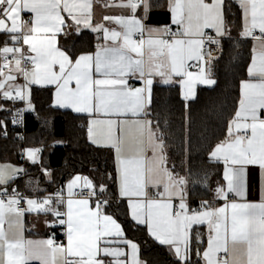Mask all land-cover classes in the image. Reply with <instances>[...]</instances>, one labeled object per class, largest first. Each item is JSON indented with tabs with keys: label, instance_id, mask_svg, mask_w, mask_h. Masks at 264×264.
Wrapping results in <instances>:
<instances>
[{
	"label": "snow or ice",
	"instance_id": "obj_1",
	"mask_svg": "<svg viewBox=\"0 0 264 264\" xmlns=\"http://www.w3.org/2000/svg\"><path fill=\"white\" fill-rule=\"evenodd\" d=\"M98 2L0 0V34L6 37L0 45V101L25 104L14 111L0 104V112L10 113L13 126H22L26 114L36 113L32 86H54L53 107L89 118V142L113 151L114 182L131 221L164 246L175 264H264V0H166L169 22L153 16L160 7L154 0H114L105 6L120 7L128 15L103 20L119 30L94 21ZM233 4L241 12V37L255 42L250 79L241 82L238 110L225 139L210 152V159L223 164L224 183L215 188V196L224 204L212 207L201 201L193 209L189 181L169 167L159 121L154 127L149 118L152 87L156 77L163 85L178 83L187 101L194 98L196 85L216 84L209 49L217 45L219 50L222 39L230 36L227 14ZM23 13H30V19ZM84 30L95 34L94 53L74 57L58 46L60 35ZM193 61L196 73L189 70ZM20 79L23 84L17 83ZM0 133L8 135L5 119H0ZM57 146L58 141L51 145ZM41 151L27 149L24 155L50 181ZM27 175L24 168L0 166V264H146L138 244L108 213L106 186L77 175L67 184L66 197L63 190L42 198H26L16 187L9 191ZM253 179L259 202L247 199ZM199 183L206 184V177ZM76 188L81 191L74 192ZM32 213L53 229L48 239H25L23 218ZM196 226L207 227L206 250L199 247ZM56 229L66 244L57 241Z\"/></svg>",
	"mask_w": 264,
	"mask_h": 264
},
{
	"label": "trees",
	"instance_id": "obj_2",
	"mask_svg": "<svg viewBox=\"0 0 264 264\" xmlns=\"http://www.w3.org/2000/svg\"><path fill=\"white\" fill-rule=\"evenodd\" d=\"M61 47L78 56L95 50V34L83 31L69 38H61ZM222 42V55L211 66L216 84L211 88H200L194 100L182 98L177 84L155 85L151 99L153 126L159 121V130L165 137L169 167L187 163L188 173L195 174L209 164V154L216 144L225 139L230 122L234 119L240 100V83L246 78L250 59L249 46L243 42ZM53 89L32 90L31 100L36 113L25 116L22 127H14L10 113L0 112V119L7 122L9 135L0 133V162L21 160L22 149L41 148L43 165L52 172L51 181L43 179L50 192L60 190L66 181L75 175H85L96 185L103 184L108 189L113 214L122 223L126 236L138 244L140 259L146 264H175L165 247L155 243L144 227H137L130 219L124 203L117 201V184L114 182L116 168L112 150L98 148L89 142L87 135L88 119L85 116L61 111L52 107ZM8 109L25 106L24 102L14 104L4 101ZM38 114V115H37ZM17 133L23 139L17 138ZM61 146L52 148L54 142ZM28 175L40 174V166L24 161ZM221 176L211 177V191L221 183ZM9 188V191H11ZM201 250L205 239L200 234ZM196 243H193L195 251ZM193 260H196L193 255ZM203 264V261H200Z\"/></svg>",
	"mask_w": 264,
	"mask_h": 264
},
{
	"label": "crops",
	"instance_id": "obj_3",
	"mask_svg": "<svg viewBox=\"0 0 264 264\" xmlns=\"http://www.w3.org/2000/svg\"><path fill=\"white\" fill-rule=\"evenodd\" d=\"M113 2H114V0H99L98 3H94V5H93V17H94V21L106 23L109 27H114V28H117V30H119L117 25L111 24V23L103 20V18L105 16L119 17L121 15H125V16L128 15L127 11L125 9L120 8V7H117V6L106 7L105 6L106 4L111 5V4H113ZM116 2H118V0H116ZM154 2L158 3L160 5V7H158L153 12V16L156 17L157 19H163L165 22H169L168 21L169 13L166 10V8H167L166 0H154ZM226 2H227V0H226ZM63 15L66 16V14H63ZM22 16H23L24 19H30L31 14L30 13H23ZM227 18L231 21V29H230L231 34H230V36H225L222 39V41H224L226 43H230L232 41H235L236 43L238 41H243L249 46L250 59H249V62L247 64V68H246L247 76H246L245 79L242 80V81H248L250 78L248 76V71L247 70H248V67H249L250 62H251L252 49H253V45L255 44V42L252 41L251 39H245V38L241 37V35H240V33H241V12H240V9L238 8V6H236L235 4L232 5L231 12L227 14ZM155 22L156 21H149V23H155ZM172 27L175 28L174 25ZM84 31H88V30H84ZM88 32H90V31H88ZM73 34H76V33L72 32V34H70L68 36L60 35L58 37V46L61 47V42L60 41H61L62 37L69 38ZM5 39H6V37L4 35L0 34V45L3 44V41ZM96 45H97V42H96ZM9 46H12L11 42H9ZM24 47L27 48V45H25ZM95 51H96V47H95L94 51H92V52H84V53H94ZM84 53H81V54H84ZM147 55H148L147 51H145V59H147ZM194 63H195V61L190 62V64H192L193 66L190 67L189 70L192 71L193 73H196V72H198V69L194 66ZM213 78H214V75H213ZM17 83L23 84L24 81L22 79H20V80L17 81ZM131 83L134 86H136V87L142 86L139 81H131ZM173 84L179 85L181 96L183 98V88H182V86L180 84H178V83H173ZM173 84H171V85H173ZM155 85L170 86V85H163L160 82V77H156L154 79V84H153V87H152V93H153V88H154ZM213 86L196 85L195 86V96L191 100H194L196 98L198 90L200 88H204V87L211 88ZM34 87H37V88H51V89H53V95H52V107H53L54 102H55L54 86H47V87L32 86L31 95H32V90H33ZM239 90H240V99H241V83H240V89ZM191 100H187V101H191ZM0 104L4 105V101H0ZM53 108H55V107H53ZM55 109H58V108H55ZM58 110L67 111V112L73 113L71 110H66V109H58ZM237 110H238V108H237ZM73 114L80 115V116H85V115L76 114V113H73ZM85 117H87V116H85ZM87 119H88L87 123H89V118L87 117ZM28 149H33V148H28ZM39 149H41V148H39ZM25 150H27V149H25ZM24 153H25V151H24ZM24 153L22 155L23 156V160L29 162L30 164H32L26 158ZM166 153H167V150H166ZM41 154H42V151H41L40 155ZM148 155H151V153H148ZM24 161L23 162H21V161L20 162L19 161L18 162H16V161L0 162V166H4V167H8V166L16 167V166H18V167H21V168L25 169V166L23 164ZM38 166H40V165L38 164ZM181 168L182 169L180 170L178 167H176V169L174 168V170L179 175L186 177L188 179V181H189V184H188V188H189V191H190L189 203H190V207L191 208H193V209L199 208V205H200L201 201H208L209 204L212 207L223 206L224 201L217 199L216 196H215V191H211L212 189L210 187V183H211L210 181H211V177H212L213 174L219 173L220 176H221V180H222V173H223V164L222 163H217L214 160L210 159V154H209V164L207 166L201 168L200 170H198L195 174L190 175L188 173L187 163L181 165ZM76 176L77 175H75L74 177H72L68 181H66V183H65V185H64V187L62 189L67 191V188H66L67 184L70 183L71 180L73 178H75ZM79 176L87 177L85 175H79ZM205 177H206V184L205 183H199V181H202L203 178H205ZM87 178H89V177H87ZM43 179H45L46 181H49V179L45 175L42 174V169H41V166H40V174H33V175H30V176H24L23 178L17 179V180H15L13 185L9 186V188L10 187L20 188L24 193L30 195L31 196L30 198H36V196H39V195L52 194L54 191L50 192L48 190L49 188H47L43 184L44 183ZM51 179H52V172H51ZM37 181L39 182L38 184H37ZM194 182H198V183H196L194 185ZM223 183H224V181L222 180L220 184H223ZM76 189H80V188H76ZM117 191H118V186H117ZM247 199L249 201H251V202H259L260 201V193L257 191L256 182H255L254 179L250 183L249 193H248ZM116 200L117 201H121L122 203H124V206L127 209V212H128V215H129V209H128L126 203L122 199H120L118 196H117ZM107 211H108L109 214L113 215L114 218H116L118 220V222L122 225V223L119 221V219L113 214L111 209L108 208ZM48 219H52V217H48ZM44 220H45V218L43 216L37 217L35 213L26 214L24 216V218H23V223H24V227H25V231H24L23 235H24L25 239H30V240H33V241H41V240L48 239L49 235L51 234L53 229L51 227L47 226L45 224ZM5 227H7V224H5ZM140 227H143V226H140ZM196 231H199V233L202 235V237H204V239H205V247H204L203 250H206L207 238H208L207 227L206 226H196L193 229V232H196ZM129 240H131V239H129ZM126 251H127V249H126ZM139 256H140V253H139ZM48 259L50 260L51 257H48ZM31 264H40V261L39 260H33V261H31Z\"/></svg>",
	"mask_w": 264,
	"mask_h": 264
},
{
	"label": "built area",
	"instance_id": "obj_4",
	"mask_svg": "<svg viewBox=\"0 0 264 264\" xmlns=\"http://www.w3.org/2000/svg\"><path fill=\"white\" fill-rule=\"evenodd\" d=\"M208 31H211V30H208ZM134 38H135V39H138L139 37H134ZM209 50L213 52V57H214L213 62L216 61V60H218V59H220V57H221V55H222V51H223L222 43H221V45L219 46V50H218V46H217V45H211V47H210ZM215 57H219V58H218V59H215ZM213 62H212V63H213ZM195 63H196V62H195ZM195 63H194V65H195ZM211 66H212V64H211ZM196 68H197V67H196ZM197 69H198V68H197ZM20 103H23V102L17 101V102H15L14 104H20ZM24 120H25V119H24ZM9 121H10V123H11V115L9 116ZM11 124H12V123H11ZM23 124H24V122H23ZM22 126H23V125H22ZM22 126H14V127H22ZM7 133H8V135H9V131H8V130H7ZM24 151H25V149H22V150H21V154H22V155H23ZM21 160H23V156H22ZM16 189H17V191H18L20 194H22L24 197H26V198H30V197H31L30 195L24 193L20 188H17V187H16ZM60 190H63V191H64V195H65V197H66V196H67V191L64 190V189H60ZM60 190H56V191H54L52 194H54V193H56L57 191H60ZM80 191H81V189H74V192L79 193ZM84 191H87V190L85 189ZM44 196H46V195H39V196H36V198H42V197H44ZM56 239H57V241L60 242L61 244H66V239H65V237L63 236L62 231H61L60 229H56ZM222 255H223V254H222Z\"/></svg>",
	"mask_w": 264,
	"mask_h": 264
}]
</instances>
